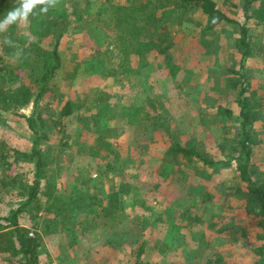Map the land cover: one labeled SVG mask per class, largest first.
Masks as SVG:
<instances>
[{
  "label": "trees",
  "instance_id": "1",
  "mask_svg": "<svg viewBox=\"0 0 264 264\" xmlns=\"http://www.w3.org/2000/svg\"><path fill=\"white\" fill-rule=\"evenodd\" d=\"M16 6L18 0H0V21ZM52 7L45 14L30 15L25 20L26 33L20 29V22L0 30V129L10 126V116H14L23 121L32 141L28 150L0 139L2 259L5 258L7 264H45L48 259L42 256L47 255L51 260L45 251L43 237L48 235L46 226L50 223L58 224L56 235L61 231L58 247H75L79 234L90 238L101 236L109 242L121 237V224L127 218V198L133 196L139 200L137 186L124 180L114 181V178L105 193L98 191V185L90 190L93 178L87 176L90 173L83 167L78 169L83 175L74 176L71 191L62 193L58 183L63 167L56 166L58 162L68 163L88 155L92 160L106 159L100 180L115 173L118 166L110 157L116 156L114 140L120 137L122 129L110 125V121L117 118L118 108L131 125L151 119V109H156L160 98L156 97V101L148 97L143 106L131 103L120 107L112 102V94L102 88H92L79 95L65 93L62 88L73 84L82 74L99 71L113 76L116 84L128 82L134 86L149 65L148 56L152 52L163 56L175 73L178 67L172 55L176 45L173 30L191 24L212 31L229 26H238L240 30L242 52H226L230 60L225 70L236 82L231 94L239 107V133L236 146L222 150L226 159H217L208 150L199 149L195 142L173 139L169 128L163 127L161 131V127H157L165 146L166 164L162 172L177 185L182 176L201 175L205 166L216 169L222 164L228 171L230 165L237 163L241 185L233 191L236 195L230 206L241 228L233 234L249 242L253 264H264V176L255 178L250 170L257 133H254L256 118L248 91L253 57L252 31L264 26V0H245L243 20L229 15L219 0H59L57 5L53 2ZM70 28L84 31L89 38L99 31L97 34L103 36V43L88 58L79 60L74 53L69 64L60 46ZM45 39L51 40L50 48L43 46ZM207 40L205 52L211 54L217 38ZM134 57L138 60L136 66L132 61ZM231 61L236 65L230 64ZM29 106L32 107L29 114L22 112ZM67 152L71 155L66 159ZM15 190L23 191L24 198L4 202L3 193H16ZM200 194L203 203L212 198L210 191ZM139 201L153 221L148 222L147 217L134 218L137 247L132 253V264H145L143 256L150 243L146 232L152 231V226L169 220L164 232L159 231L158 240L151 241L154 248L163 253L170 249L164 238L168 234L177 238L181 235V225L176 224L181 214L177 205L158 211L147 205L145 198ZM180 208L188 219L185 226L201 221L190 207ZM85 219L90 225L81 226ZM214 226L220 231L231 229L230 223L219 221ZM239 243L244 246L242 241Z\"/></svg>",
  "mask_w": 264,
  "mask_h": 264
},
{
  "label": "rangeland",
  "instance_id": "2",
  "mask_svg": "<svg viewBox=\"0 0 264 264\" xmlns=\"http://www.w3.org/2000/svg\"><path fill=\"white\" fill-rule=\"evenodd\" d=\"M244 3L245 0H219L221 7L239 20H243ZM20 29L27 32L26 21L20 22ZM255 31H252L253 57L248 91L256 118L254 133H257L254 161L250 170L257 178L264 176V26L256 28ZM98 32L95 31L92 38H89L84 31H74L70 28L60 46L61 51L68 57L69 64V59L74 53L78 54L79 60L85 59L95 48L98 49L102 45L103 36L97 34ZM173 33L176 45L172 49V55L178 67L175 73L171 72L163 56L152 52L148 56L149 65L134 86L128 82L123 85L116 84L113 76L104 75L101 71L82 74L73 84L63 86L65 93L77 95L92 88H102L112 94V102L120 107L131 103L143 106L148 97L156 101V97H159L161 102L157 103L156 109H151V119L142 120L135 125L129 124L118 108L117 118L110 121V125L122 129L120 137L114 140L118 154L110 157V161L118 166L116 172L100 180V172L105 169L106 159L92 160L88 155L79 156L68 163L58 162L56 167H63L58 183L60 191L70 192L74 185V176L83 175L78 169L85 167L84 170L90 173L87 176L93 178L90 190L98 185V191L105 193L115 178L114 181L124 180L136 185L140 191L139 200L145 198L147 205L158 211L177 205L178 213H181L176 219V224L181 225L180 237L168 234L164 242L170 245V249L165 253L160 252L154 248L151 241L158 240L160 232H164L169 220L152 226L153 230L146 232L150 243L147 244L143 256L145 264H253L249 242L233 234L241 228L233 215L235 210L230 206L234 203L233 191L241 185L237 163L230 165L228 171L224 170L222 164L217 165L216 169L205 166L201 175L190 174L188 178L182 176V180L174 185L169 176L162 172L164 163L166 164L163 158L165 146L160 140L162 135L157 130V127H161V131L164 130L163 127L169 128L173 139L195 142L199 149L205 152L208 150L214 158L226 159L222 156V150L236 146L240 122L239 107L231 94L236 82L225 73L227 62L230 60L226 52H242L240 30L238 26H229L223 30L212 31L185 24L181 29H174ZM209 38H217V45L211 54H206L205 44ZM42 44L50 48L52 42L45 39ZM132 61L136 66L137 58L134 57ZM230 64L235 63L231 61ZM31 110L32 107L29 106L22 112L29 114ZM9 120L11 125L0 129V139H7L8 143L29 150L32 141L23 121L15 119L14 116H10ZM69 155L71 152L65 154L66 159ZM206 191H210L212 198L203 203L200 193ZM21 192L3 193V201L24 198L25 195ZM139 200L133 196L127 198V218H124L121 224L123 233L113 242L106 241L101 236L90 238L79 234L75 247H58L61 239L58 235L61 231H58V235L56 231L59 226L55 223L47 225L46 231L49 233L43 235L44 247L51 260L47 255H43L45 260L48 259L45 264H132V253L137 247L134 218L147 217L150 219L148 222L153 221V217ZM184 205L190 207L193 214L199 215L201 221L193 223L190 227L185 226L188 219L182 215L183 209L180 208ZM216 221L230 223L231 229L227 232L223 229L217 230L214 226ZM82 225L90 224L85 219ZM42 231H45L44 228ZM239 241H242L244 246H241ZM0 264H7V260L0 256Z\"/></svg>",
  "mask_w": 264,
  "mask_h": 264
},
{
  "label": "clouds",
  "instance_id": "3",
  "mask_svg": "<svg viewBox=\"0 0 264 264\" xmlns=\"http://www.w3.org/2000/svg\"><path fill=\"white\" fill-rule=\"evenodd\" d=\"M53 2L57 5L59 0H18V6L10 9L4 19L0 21V30H3L7 25L27 20L30 15L47 13L50 8H53Z\"/></svg>",
  "mask_w": 264,
  "mask_h": 264
},
{
  "label": "built area",
  "instance_id": "4",
  "mask_svg": "<svg viewBox=\"0 0 264 264\" xmlns=\"http://www.w3.org/2000/svg\"><path fill=\"white\" fill-rule=\"evenodd\" d=\"M30 235H33V232H31Z\"/></svg>",
  "mask_w": 264,
  "mask_h": 264
}]
</instances>
